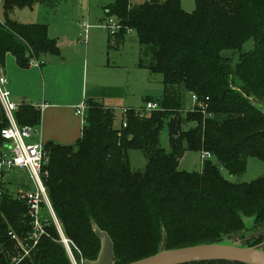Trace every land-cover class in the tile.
I'll return each instance as SVG.
<instances>
[{
    "label": "trees",
    "instance_id": "16d2710c",
    "mask_svg": "<svg viewBox=\"0 0 264 264\" xmlns=\"http://www.w3.org/2000/svg\"><path fill=\"white\" fill-rule=\"evenodd\" d=\"M116 0L106 8L107 18L121 26L116 39L131 30L140 45L138 66L163 78L160 110L142 117L129 110L127 127L115 128L113 110L89 100L82 136L73 146L47 143L50 165L46 180L53 209L63 226L78 264L95 262L101 241L95 230L106 232L114 243V263L130 264L160 253L164 235L167 250L220 244L225 237L246 232L244 217L254 227L264 226V179L232 183L231 176L247 171L248 159L264 163V0H196L187 13L180 0ZM58 0H0V69L8 54L28 69L41 66L48 56H61L46 24H23L16 9L37 5L54 8ZM111 38V36H110ZM253 40L252 51L237 63L224 53L241 51ZM199 104L183 112L182 92ZM157 101V102H156ZM21 126L39 128L41 111L30 104L15 113ZM193 124L184 129L185 125ZM172 130L171 153L161 146L165 126ZM179 132L174 140L173 127ZM9 126L0 105L1 132ZM209 152L201 172L178 169L185 150ZM139 151L146 170L136 172L129 152ZM0 188V264H15L18 256L11 233L26 239L32 231L27 203ZM31 258L19 264H72L59 234L49 227ZM264 245V234L253 236L248 248ZM190 264H239L225 261Z\"/></svg>",
    "mask_w": 264,
    "mask_h": 264
},
{
    "label": "rangeland",
    "instance_id": "374dc122",
    "mask_svg": "<svg viewBox=\"0 0 264 264\" xmlns=\"http://www.w3.org/2000/svg\"><path fill=\"white\" fill-rule=\"evenodd\" d=\"M143 1L146 2L149 0H134L133 3H145ZM180 1L182 8L187 13H193L196 10V0ZM88 4L89 0H68L63 2L56 11H50L45 6L37 5L34 10L29 8L16 10L17 19L15 18V15L13 19L25 24L47 23L50 37L57 40L60 49L63 48L64 56L67 58L68 56L75 54L74 57L70 59L73 63L78 62L82 54L85 56L87 50L90 49L89 53H87L90 70L88 79H86L85 82V86L88 88V97L90 98L93 94L101 96L104 99V105L110 107L112 110L114 109L116 115L115 128L121 129L122 119L124 118V108L143 112L147 104L145 100H156L163 97V78L161 75L151 74L148 70L141 69L138 66L140 59V45L137 41L136 34H127L119 46L113 43L110 47V32L107 26H112L114 22L112 18L105 17L98 21H90L89 18H85V20L83 18H78L83 11H88ZM62 13L66 15V22L63 25V22L61 21ZM85 23L96 25L93 27L94 29L90 30L87 43H84L85 30L83 29V25ZM254 47L255 42L250 40L244 45L241 51H226L224 55H230L233 62L237 63L243 52H250ZM71 52H73V54ZM115 87L119 90H112ZM113 91H121L122 97H115ZM250 101L264 111V104L255 99H250ZM182 103L183 112L185 113L189 110H193L197 105L193 102L192 95L185 90L182 92ZM192 126L193 124H189L185 125L183 128L188 129ZM37 131L40 133L39 128H37ZM171 132V128L167 125L163 129L160 137L161 146L168 153L173 151ZM129 161L134 171L144 172L146 170L147 160L142 152L130 151ZM50 162L51 160L44 168V182L46 189V180L49 177L48 167ZM178 169L189 173L201 172L203 169L202 153L186 149L179 160ZM220 172L225 179L232 183H252L258 179H264V163L256 158H249L247 171L240 176H231L229 172L222 167H220ZM3 181L4 185L2 187L5 188L4 190L20 200H23L20 197L21 193L28 191L29 189L33 190L34 183L32 178L29 174L23 171L17 170L15 172H5ZM45 219L48 222V227L46 229V234L40 239V241L44 237L50 236V233L48 232L49 227H55L57 229L55 221L50 214L47 213ZM57 220L61 226L63 235L68 238L58 217ZM243 220L247 228L246 232L242 235L225 237L220 244L248 248V242L253 236L264 234V226L255 230L254 217L243 216ZM57 232L59 234V240H56V244L63 245L62 237L58 229ZM30 233L31 231L29 234ZM14 241H16L15 249L18 251V256L13 259L15 264H19L24 259L31 258L33 252L37 250L40 243L39 241L38 245H31L29 247L27 241L21 237H19L20 243L17 240ZM74 249L77 250V248ZM80 264H84L83 261Z\"/></svg>",
    "mask_w": 264,
    "mask_h": 264
},
{
    "label": "crops",
    "instance_id": "0c3cea01",
    "mask_svg": "<svg viewBox=\"0 0 264 264\" xmlns=\"http://www.w3.org/2000/svg\"><path fill=\"white\" fill-rule=\"evenodd\" d=\"M66 1L68 0H58L54 8H46L50 11H56L57 8ZM115 1L116 0H89L88 11H83L78 18H83L84 20L85 18H89L90 21L102 20L107 17L106 8L115 3ZM34 8L36 9V6ZM16 10L12 17L15 15L17 19ZM0 20L1 22L5 21L2 6L0 7ZM61 21L63 22L62 25L66 22V15L63 13L61 14ZM38 24L48 25L47 23ZM85 25L86 23L83 25L84 30ZM90 26L89 33L96 25L91 24ZM127 34L135 33L129 32ZM86 36L87 34L85 32L84 38ZM123 40H117L116 37H111L109 38V45L111 47L112 44L115 43L119 46ZM89 51L90 49L87 50L85 56L82 54L78 62L73 63L70 59H72L75 54L71 52L73 55L66 58L62 48L61 56L46 57L44 59L46 62L44 66L37 65L35 63L37 61H34L28 69L20 68L17 65L15 57L11 54L7 55L5 67L0 69V75H4L7 78V88L11 92L13 101L18 106L30 104L41 111L40 133L38 132V135H34L29 139V143L41 141L44 144L54 143L60 146H73L82 136L87 113V109H85L84 115L80 116L77 114V109L83 106V104L86 105L89 100H94L102 104L105 108L110 109V107L104 105V99L101 96L93 94L90 98L88 97V88L85 86V82L86 79H88L90 70L87 57ZM112 90L119 89L115 87ZM113 92L115 97H122L121 91ZM123 110L132 109L124 108Z\"/></svg>",
    "mask_w": 264,
    "mask_h": 264
},
{
    "label": "built area",
    "instance_id": "2783aa9c",
    "mask_svg": "<svg viewBox=\"0 0 264 264\" xmlns=\"http://www.w3.org/2000/svg\"><path fill=\"white\" fill-rule=\"evenodd\" d=\"M114 20V19H113ZM111 37H116L121 29V26L114 20L112 26H107ZM91 26L85 25V43L88 41V33ZM129 32H132L129 30ZM37 65L40 63L35 62ZM8 80L4 75H0V105L3 108L9 122V126L2 130L1 136L4 140L0 146V188L4 185L5 172H15L17 170L26 172L33 180V190L24 191L20 197L29 207L30 224L32 227L31 233L26 237L28 246L38 245L40 239L46 234L48 222L45 215L48 213L54 219L57 229L60 231L62 243L65 246L73 264H77L72 248H76L71 240L66 238L61 230V226L57 220L50 198L48 197L47 189L44 182V168L49 163V152L46 149V144L41 141L29 143L28 140L34 135H38L37 128L29 126H21L15 117L19 106L13 101L11 92L7 88ZM193 102L202 109H205L203 103H199L196 96H193ZM86 105L77 109V114L84 115ZM160 110L158 103L149 102L146 104L144 111H140L142 117L147 116L150 112ZM129 110H123L124 119L122 120L121 128L127 127L126 117ZM211 153H202V162L210 160ZM14 240L19 242V237L13 233L10 234ZM20 243V242H19Z\"/></svg>",
    "mask_w": 264,
    "mask_h": 264
},
{
    "label": "water",
    "instance_id": "95a60500",
    "mask_svg": "<svg viewBox=\"0 0 264 264\" xmlns=\"http://www.w3.org/2000/svg\"><path fill=\"white\" fill-rule=\"evenodd\" d=\"M174 140L179 132L173 127ZM101 241V252L95 262L87 264H115L114 243L111 237L99 229L95 230ZM225 261L239 264H264V245L256 248L235 247L223 244H207L176 250H167L164 235L160 253L130 264H190L197 262Z\"/></svg>",
    "mask_w": 264,
    "mask_h": 264
}]
</instances>
